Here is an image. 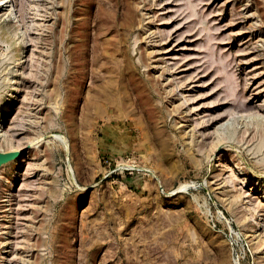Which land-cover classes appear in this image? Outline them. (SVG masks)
Segmentation results:
<instances>
[{
    "label": "rangeland",
    "instance_id": "rangeland-1",
    "mask_svg": "<svg viewBox=\"0 0 264 264\" xmlns=\"http://www.w3.org/2000/svg\"><path fill=\"white\" fill-rule=\"evenodd\" d=\"M9 1L0 264H264V0Z\"/></svg>",
    "mask_w": 264,
    "mask_h": 264
},
{
    "label": "bare ground",
    "instance_id": "bare-ground-1",
    "mask_svg": "<svg viewBox=\"0 0 264 264\" xmlns=\"http://www.w3.org/2000/svg\"><path fill=\"white\" fill-rule=\"evenodd\" d=\"M0 3H1V6L3 7V11H5V12H7V14H8V18H10V17H12L13 16V13H12V8H11V5L9 4L10 3V1L9 0H0ZM11 3H12V1H11ZM14 12V11H13ZM25 38H24V36H23V42H24V45L26 44V39L24 40ZM20 62H21V60H20ZM18 66V65H17ZM222 126V128H223V126L224 125H221ZM219 128V127H218ZM219 130H221V129H219ZM245 180V179H244ZM257 223V222H256ZM257 235V234H256ZM260 236V235H259ZM261 237V236H260ZM263 238V237H262ZM263 244V243H262ZM259 245V244H258ZM260 248V247H259Z\"/></svg>",
    "mask_w": 264,
    "mask_h": 264
},
{
    "label": "water",
    "instance_id": "water-1",
    "mask_svg": "<svg viewBox=\"0 0 264 264\" xmlns=\"http://www.w3.org/2000/svg\"><path fill=\"white\" fill-rule=\"evenodd\" d=\"M16 154H18V153L7 154L4 157H2L0 160H1V162L8 161L10 158H15Z\"/></svg>",
    "mask_w": 264,
    "mask_h": 264
},
{
    "label": "built area",
    "instance_id": "built-area-1",
    "mask_svg": "<svg viewBox=\"0 0 264 264\" xmlns=\"http://www.w3.org/2000/svg\"><path fill=\"white\" fill-rule=\"evenodd\" d=\"M216 227V226H215Z\"/></svg>",
    "mask_w": 264,
    "mask_h": 264
}]
</instances>
